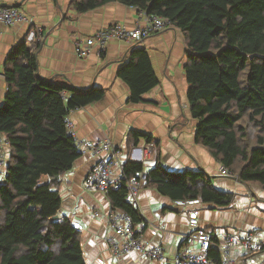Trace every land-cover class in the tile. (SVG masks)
<instances>
[{"label":"trees","instance_id":"trees-1","mask_svg":"<svg viewBox=\"0 0 264 264\" xmlns=\"http://www.w3.org/2000/svg\"><path fill=\"white\" fill-rule=\"evenodd\" d=\"M110 2L166 17L170 29L182 33L195 143L239 183L264 192V0H71L70 6L85 13ZM26 37L4 65L8 92L0 107V134L8 143V163L0 172V264H86L80 232L67 217L52 219L61 208L59 179L81 157L66 119L72 110L101 101L105 91H79L42 80ZM130 49L127 64L116 75L129 88L128 102L139 104L159 82L147 50ZM140 138L153 143L134 131L128 143L136 145ZM153 146L155 165L143 178L145 186L172 201L199 200L217 208L233 203L235 195L217 190L202 170L165 169L158 143ZM142 172V163L125 161L123 185L106 192L111 210L128 214L133 225L140 214L128 202L125 183L138 180ZM206 255L219 262L217 251L208 249Z\"/></svg>","mask_w":264,"mask_h":264},{"label":"crops","instance_id":"crops-1","mask_svg":"<svg viewBox=\"0 0 264 264\" xmlns=\"http://www.w3.org/2000/svg\"><path fill=\"white\" fill-rule=\"evenodd\" d=\"M71 0H0V6L18 8L30 23L13 27L0 25V107L4 104L8 87L4 65L12 49L22 41L31 28L42 32L34 47L38 75L44 81L69 86L79 91L99 88L104 98L84 108L72 110L68 118L80 140L100 141L109 139L125 161L140 162L141 187L137 196L140 222L135 230L152 246L163 249L162 261H151L136 252L115 258L106 242L109 229L106 216L111 204L106 195L84 189V179L94 160L88 153H81L72 168L60 177V217H67L81 234V246L86 264H173L174 254L187 233L188 213L198 214L199 228L212 233L218 242L226 234H241L253 230L261 233L262 247L258 253L242 256L232 252L234 264H264V192L257 186H245L237 179L218 175L221 164L194 140L196 122L189 112H183L187 103V84L183 73L186 45L178 29H169L142 41L137 47L149 53L158 86L142 97L139 104L129 103V88L119 78L117 71L127 64L133 45L111 40L105 51L93 50L87 57L78 59L73 54L75 38L90 37L111 24H122L127 29L143 26L142 14L136 8L110 2L85 13H77L70 6ZM31 25V26H30ZM150 136L158 143L160 160L172 172L202 170L211 178L213 186L235 195L231 205L217 208L199 200L187 206H178L158 193L153 186H145L143 178L155 165V155H145L143 138L128 143L130 132ZM152 143V144H153ZM6 155L0 165L4 173ZM118 168L113 178H121ZM95 212L100 216L96 217ZM193 252L204 249L194 247Z\"/></svg>","mask_w":264,"mask_h":264},{"label":"built area","instance_id":"built-area-1","mask_svg":"<svg viewBox=\"0 0 264 264\" xmlns=\"http://www.w3.org/2000/svg\"><path fill=\"white\" fill-rule=\"evenodd\" d=\"M143 26L136 25L133 29H127L122 24H111L102 28L90 37L75 38L73 42V54L78 59L87 57L93 50L98 54L105 51L106 44L111 40L126 43L127 45H139L147 38L160 34L171 28L170 21L166 17L147 15L143 12ZM28 22L24 14L15 7H0V25L13 27L18 23ZM29 23V22H28ZM30 24V23H29ZM31 26V25H30ZM41 30L37 27L31 28L27 33L26 42L29 48H33L36 39L41 38ZM182 111L189 112L187 103H183ZM65 128L72 137L74 143L81 153H88L94 160L84 179V189L90 192H99L106 195L107 190L117 189L123 185V176L113 178V171L118 168L122 175L123 161L120 153L113 147L109 139L100 141H86L77 138L73 123L66 119ZM8 143L0 134V165L7 154ZM152 143L145 144L143 152L145 155L153 153ZM218 175L223 178L236 179L228 169L222 165L218 169ZM141 179H131L125 183L128 190V202L134 207L137 206V196L141 185ZM193 201H179L178 206H187L196 203ZM96 217L100 216L95 212ZM188 231L183 236V243L174 254L173 264H234L232 252L239 250L242 256H250L258 253L262 247L261 233L253 230L241 234H226L222 242H212L209 234L199 228L198 214L195 211L188 213ZM109 234L106 242L115 258H121L130 252H136L151 261H162L163 249L161 246H152L147 242L140 232L135 230L130 216L119 210H111L106 216ZM194 247L204 249L202 253L193 252ZM213 249L219 255V262L216 263L208 258L206 251Z\"/></svg>","mask_w":264,"mask_h":264},{"label":"water","instance_id":"water-1","mask_svg":"<svg viewBox=\"0 0 264 264\" xmlns=\"http://www.w3.org/2000/svg\"><path fill=\"white\" fill-rule=\"evenodd\" d=\"M18 6H19V5H16V6H13V7H15V8H16V7H18ZM0 7H3V6H0ZM55 179L57 180V179H58V177H56ZM47 181H48V179H47V178H43V182H47ZM58 218H59V215H57L56 217H54V218L52 219V221H53V220H55V219H58Z\"/></svg>","mask_w":264,"mask_h":264},{"label":"rangeland","instance_id":"rangeland-1","mask_svg":"<svg viewBox=\"0 0 264 264\" xmlns=\"http://www.w3.org/2000/svg\"><path fill=\"white\" fill-rule=\"evenodd\" d=\"M183 104V103H182ZM182 104H181V107H182ZM183 112H186V111H183Z\"/></svg>","mask_w":264,"mask_h":264}]
</instances>
